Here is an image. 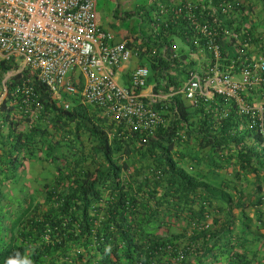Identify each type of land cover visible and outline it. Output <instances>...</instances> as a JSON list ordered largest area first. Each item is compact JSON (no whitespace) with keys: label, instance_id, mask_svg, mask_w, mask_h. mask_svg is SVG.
<instances>
[{"label":"trees","instance_id":"trees-1","mask_svg":"<svg viewBox=\"0 0 264 264\" xmlns=\"http://www.w3.org/2000/svg\"><path fill=\"white\" fill-rule=\"evenodd\" d=\"M203 3L223 56L236 55L239 45L247 48L256 41L250 29L232 25V13L239 6L235 0ZM147 5L151 17L141 16L149 17L148 28L154 31L156 23L168 38L160 42L138 29L127 43L148 60L152 75L145 84L149 77L154 91L167 92L170 85L177 89L187 70L197 65L189 55L193 44L184 21L175 19L165 27L153 15L155 2L148 0ZM174 36L185 44L178 47L180 54L172 49ZM244 56L249 60V51ZM13 66L0 60V200L2 187L22 175L25 161L29 166L38 157L54 167V175L41 183V201H19L15 234L0 219V264H170L179 256V264H230V238L221 239L216 230L202 227L217 191L205 179L212 173L219 190L235 189L249 171L264 176V169L258 168L264 167V136L239 128L234 101L227 103L223 116L225 100L220 96L186 104L182 94L174 92L169 99L148 102L164 122L147 132L75 95L49 92L28 69L2 82L4 71ZM27 77L41 103L35 118L25 111L31 105L15 90ZM55 132L58 138L53 141ZM131 154H137L135 163L127 160ZM189 161L195 162V169L183 168ZM221 166L231 174L230 185ZM261 190L258 183V201L264 196ZM180 214L186 225L198 222L190 236L172 232Z\"/></svg>","mask_w":264,"mask_h":264},{"label":"built area","instance_id":"built-area-1","mask_svg":"<svg viewBox=\"0 0 264 264\" xmlns=\"http://www.w3.org/2000/svg\"><path fill=\"white\" fill-rule=\"evenodd\" d=\"M153 1L155 19L165 27L175 19L184 21L193 44L190 53L206 54V62L191 66L181 85L177 89L170 85L169 90L193 101L220 96L225 100L220 108L223 116L227 103L234 101L241 118L239 128L264 136V59L249 61L244 56L249 47L243 45L236 55L223 56L203 0ZM152 25V30L159 29L156 23ZM127 42L126 38L113 40V34L98 23L95 0H0V56L17 66L15 72L28 69L49 92L75 95L149 132L164 122L139 93L149 68L135 65L125 84L114 79L117 66L135 53ZM171 45L176 48V43ZM15 90L22 94L24 104L31 105L25 111L37 117L41 103L31 79H22ZM202 227H208V222Z\"/></svg>","mask_w":264,"mask_h":264},{"label":"crops","instance_id":"crops-1","mask_svg":"<svg viewBox=\"0 0 264 264\" xmlns=\"http://www.w3.org/2000/svg\"><path fill=\"white\" fill-rule=\"evenodd\" d=\"M112 1L113 6L111 11L104 15L101 10L97 9V0H95L97 20L103 28L109 30L113 34V30H111L110 27L115 23V20L117 21L116 23L123 20H133L136 22L134 24L135 27H133V24L130 22L131 24H129V28L125 30L123 36L114 33L113 40L119 41L123 38L133 40L137 34L136 31L134 32L133 30L138 29L147 36L151 34V39L160 42L163 41L164 38L165 40L168 38L167 35L164 37V33L160 32L158 29L151 31L148 28V16L145 19L142 18L141 15L146 13H149L151 17V13L148 11L150 10V7L147 5L148 0ZM235 2H237L239 6L236 11L232 13V25L244 26L250 29L256 38V41L248 46V58L264 59V0H235ZM127 13L131 15L123 17ZM137 15H139V17ZM150 31L153 32V34L150 33ZM134 51L135 53H133L127 61L122 62L115 69L114 79L118 83L125 84L128 82L129 72L135 65L139 63L144 65L147 64L148 60H146V56L136 54V50ZM189 55L190 58L195 59L196 64L206 62L203 59L206 58L204 52L190 53ZM149 74L152 75L151 70ZM153 87L154 81L149 80L148 77L147 83L140 88L139 93L146 102L166 100L171 98L174 93L171 90L167 92L161 90L154 91ZM182 100L186 104H192L194 102L184 97H182ZM103 111L107 115L115 117L110 111H107V109L104 108ZM52 136L53 141L55 137L58 138L56 132L53 133ZM127 160L129 163H135L137 154H131ZM34 163H36L35 158L31 161L28 169L26 168L20 171L22 175L19 176V178H17L16 175L13 176L6 182V185L2 187L4 191L3 198L0 200V219L2 222L14 223L17 220L19 214L17 208L19 207L18 204L20 200L24 198L34 202L42 200L43 193L40 185L42 182L52 179L54 167L51 164H41L38 169H34L32 166ZM187 163H183L184 169H195L197 166L194 164V161H189ZM201 166L202 165L199 164L200 168ZM258 168L264 169V167ZM219 169H222L221 175L230 185L232 183V178L229 171H225L223 166ZM263 177L262 174L258 177L254 172L249 171L236 182L235 189L231 186L228 188L222 187V189L219 190L216 188L219 180L213 177L212 173L210 174V180L202 177V179L209 182L210 187L212 186L211 188L217 190L215 193L216 195L212 198V209L204 221L208 222L207 228L214 229L221 235V239L230 238L232 252L229 258H226L227 263L264 264V196L261 201H258L255 193L256 185L259 183L262 186L261 193L264 194ZM194 207L197 208V205ZM176 221L177 223L172 228V232L176 235L182 234L183 236H190L194 229H198L197 221L186 225L185 215L183 214H180ZM10 226L11 227L8 226L7 229L12 228V234H15L16 227H13V224ZM180 260L181 258L179 256L173 259L170 264H179ZM192 262L190 263L192 264Z\"/></svg>","mask_w":264,"mask_h":264},{"label":"rangeland","instance_id":"rangeland-1","mask_svg":"<svg viewBox=\"0 0 264 264\" xmlns=\"http://www.w3.org/2000/svg\"><path fill=\"white\" fill-rule=\"evenodd\" d=\"M96 6H97V9L98 10H101V12H103V14L105 15V14H108L110 11H111V8H112V6H113V1L112 0H97V4H96ZM117 21L115 20V23L113 24V25H111V27H110V29L111 30H113V34L115 33L116 35H120V36H123L124 35V32H125V30L127 29V28H129V24H133V27H135V21H133V20H123V21H119L118 23H116ZM131 22V23H130ZM134 32L136 31V30H133ZM174 40H175V42H176V48H175V50H176V52L177 53H181V51L180 50H177L178 49V47H184L185 48V44H184V42L182 41V39H181V37L180 36H174ZM2 58H1V56H0V60H1ZM16 65L15 66H13V68H9V69H7V70H5L4 71V75H3V77H2V82H4L5 81V79L8 77V76H10V75H12V74H14V72H15V69H16ZM2 87H3V90L6 88V85H5V83H3V85H2ZM4 94H3V92H2V94L0 95V99H1V97L3 96ZM28 161H25L24 162V165L26 166L25 168H27L28 169V163H27ZM43 165V164H45V165H47V164H49V163H47V162H45L44 160H42V159H40V158H38L37 157V159H36V163H34V164H32V166H33V168L34 169H38L39 168V166L40 165ZM24 168V169H25ZM17 173H18V169H17ZM1 241V240H0Z\"/></svg>","mask_w":264,"mask_h":264},{"label":"clouds","instance_id":"clouds-1","mask_svg":"<svg viewBox=\"0 0 264 264\" xmlns=\"http://www.w3.org/2000/svg\"><path fill=\"white\" fill-rule=\"evenodd\" d=\"M84 103H86V102H84ZM103 109H104V107H103ZM3 224L6 226V228H7L8 226L11 227V226H10L11 224L14 225V223H6V222H5V223L3 222ZM15 227H17V226H15ZM8 230H10V228H9ZM11 264H15V262L13 261V262H11Z\"/></svg>","mask_w":264,"mask_h":264}]
</instances>
